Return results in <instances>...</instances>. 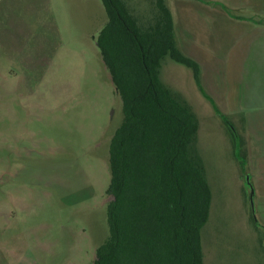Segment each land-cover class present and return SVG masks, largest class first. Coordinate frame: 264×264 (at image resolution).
I'll list each match as a JSON object with an SVG mask.
<instances>
[{
    "label": "rangeland",
    "instance_id": "374dc122",
    "mask_svg": "<svg viewBox=\"0 0 264 264\" xmlns=\"http://www.w3.org/2000/svg\"><path fill=\"white\" fill-rule=\"evenodd\" d=\"M12 1L0 2V264H94L108 237L110 142L123 120L97 44L107 14L101 0ZM124 1L142 22L156 9V0ZM180 1L239 3L164 0L175 39ZM256 1L243 0L241 13L264 15V0ZM6 5L5 18L25 19V27L2 20ZM40 44L43 65L19 64L20 54L38 53ZM195 63L196 75L165 56L159 76L198 121L192 147L211 192L203 264H264V168L247 158L241 121L218 103L210 67ZM217 68L222 80L225 68ZM237 107L235 117L244 112Z\"/></svg>",
    "mask_w": 264,
    "mask_h": 264
},
{
    "label": "trees",
    "instance_id": "16d2710c",
    "mask_svg": "<svg viewBox=\"0 0 264 264\" xmlns=\"http://www.w3.org/2000/svg\"><path fill=\"white\" fill-rule=\"evenodd\" d=\"M101 1L107 21L97 44L123 120L110 142L108 237L94 264H203L211 192L192 147L198 121L159 76L165 56L195 75L198 65L177 48L163 0L144 22L124 0Z\"/></svg>",
    "mask_w": 264,
    "mask_h": 264
},
{
    "label": "crops",
    "instance_id": "0c3cea01",
    "mask_svg": "<svg viewBox=\"0 0 264 264\" xmlns=\"http://www.w3.org/2000/svg\"><path fill=\"white\" fill-rule=\"evenodd\" d=\"M242 3L243 0H239V3L227 2L222 6L211 7L201 2H178V39L175 42L179 51L196 61L200 69L201 65L204 71L205 67H210L212 77L209 84L217 89L214 94H218V103L224 106L223 111L228 116L232 114L233 119L241 121L243 137L240 143L247 158L251 159L255 167L264 168V15H244L241 13L242 8H245ZM260 4L262 0H259ZM5 11L7 14L8 5L2 7V20L18 24L17 30L29 22L14 17L5 18ZM173 27L175 38L174 18ZM40 47L41 44L38 53L20 54L19 64L25 67L43 65L44 55ZM218 65L225 68L226 75L222 80L214 76V72L220 70ZM222 89H225L224 96L221 95ZM177 96L186 103L180 93ZM237 104L244 112L235 117L233 114L238 111ZM252 111H258V114L248 115Z\"/></svg>",
    "mask_w": 264,
    "mask_h": 264
},
{
    "label": "water",
    "instance_id": "95a60500",
    "mask_svg": "<svg viewBox=\"0 0 264 264\" xmlns=\"http://www.w3.org/2000/svg\"><path fill=\"white\" fill-rule=\"evenodd\" d=\"M247 182L249 183V180H248V178H247ZM250 185V184H249Z\"/></svg>",
    "mask_w": 264,
    "mask_h": 264
}]
</instances>
